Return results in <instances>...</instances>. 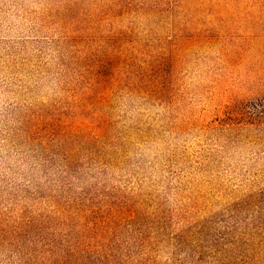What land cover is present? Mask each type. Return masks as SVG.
I'll list each match as a JSON object with an SVG mask.
<instances>
[{
  "label": "rangeland",
  "instance_id": "374dc122",
  "mask_svg": "<svg viewBox=\"0 0 264 264\" xmlns=\"http://www.w3.org/2000/svg\"><path fill=\"white\" fill-rule=\"evenodd\" d=\"M234 226L264 253V0H0V264H176Z\"/></svg>",
  "mask_w": 264,
  "mask_h": 264
},
{
  "label": "trees",
  "instance_id": "16d2710c",
  "mask_svg": "<svg viewBox=\"0 0 264 264\" xmlns=\"http://www.w3.org/2000/svg\"><path fill=\"white\" fill-rule=\"evenodd\" d=\"M51 217L52 215H45L44 213L33 215L29 221H24V224L21 223L20 232L46 230L50 232L52 228L48 227L47 224L51 222ZM233 221L237 222V220ZM243 229L245 230H239L238 227L234 226L231 231L223 232L221 235L214 237L208 245L195 244L194 247L190 248L189 252H186L184 257L178 259L176 264H264V253L251 247V245L246 247L247 241L243 239L246 234L250 235L252 230H247L244 226ZM67 233L66 237H69L73 232ZM50 235L55 237L57 234L51 232ZM50 241L52 249L59 247L60 241L57 238H53ZM62 251L63 253L52 251L55 258L59 260L54 263V260L51 259L49 264H57L63 259L67 260L64 264H130V262L125 260H119L118 263L115 262L114 258L106 259L104 256L90 259L77 250H75L74 254H69V251L65 248ZM73 256L77 258H73Z\"/></svg>",
  "mask_w": 264,
  "mask_h": 264
}]
</instances>
